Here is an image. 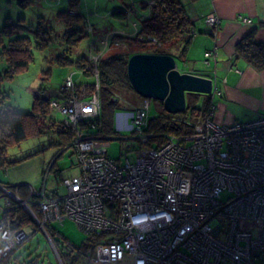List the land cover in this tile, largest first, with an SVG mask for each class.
Returning <instances> with one entry per match:
<instances>
[{
    "label": "built area",
    "instance_id": "2783aa9c",
    "mask_svg": "<svg viewBox=\"0 0 264 264\" xmlns=\"http://www.w3.org/2000/svg\"><path fill=\"white\" fill-rule=\"evenodd\" d=\"M206 22L217 34L219 17L209 14ZM117 34L100 41L88 62L96 78L90 94L77 95L70 75L62 87L63 99H51V107L59 108L65 124L76 130L73 144L80 172L62 179L67 193L48 196L47 184L27 185L24 199L4 185L0 264H16L11 255L28 236L31 226L15 227L16 217L6 215L19 208L44 231L53 221L74 220L93 238L85 252L91 264H264V115L220 124L211 102L207 115L191 124V134L163 135L161 143L142 149L134 162L114 159L108 152L111 139L88 134L81 123L101 116L98 66L109 48L127 47L115 40ZM213 55L206 53L207 58ZM150 109V101L143 100L138 107L117 110L115 130L129 129L147 142ZM242 222L259 234L242 229Z\"/></svg>",
    "mask_w": 264,
    "mask_h": 264
},
{
    "label": "trees",
    "instance_id": "16d2710c",
    "mask_svg": "<svg viewBox=\"0 0 264 264\" xmlns=\"http://www.w3.org/2000/svg\"><path fill=\"white\" fill-rule=\"evenodd\" d=\"M151 1V4L147 1L142 2L141 5L149 8L150 13L148 16L141 18L138 23V29L135 30L136 32L133 35L117 34L115 36L116 41L124 42L127 47H123V50L118 53L104 56L100 61L98 70L102 104L101 116L92 119L87 118L85 122L81 123V126L86 129L88 134L94 135L96 133L100 138L104 139L119 136V133L114 128L113 117L117 109L123 108L121 104L124 98H128L125 92H134L128 77V61L132 55L143 53L145 50H150L148 53L173 55V50H176L177 55L179 54L181 59L186 56L193 38V24L185 6L181 0ZM33 2L34 0H19L18 4L22 8H27ZM80 2L81 0H69V9L58 13L59 21L66 28L62 38L66 49L63 53L57 55L56 61L63 66L76 67L82 70L84 75L95 77L94 70L90 67L86 58L87 53L91 50L94 52L98 51L99 44L95 43V40L91 41L94 43L89 45L86 54L82 57L74 60L70 56L72 50H77L82 40L89 37L85 21L87 15L77 14ZM129 5L127 10L115 11L113 17L117 20L125 21L128 17L127 12L132 7V5ZM132 12L130 13L132 14ZM42 22L40 21L38 30L36 28L34 38L19 33V25L12 23H7L0 29V61H4L7 64V68L0 73V106L2 105L0 107V166L9 167L8 165L13 163L7 157L9 148L20 144L30 136L53 133L57 135V140L52 146L57 147L59 150L58 155L51 164L52 167H50L51 172L55 175L58 172L56 168L57 158L63 155L68 148L74 149L73 143L76 138V130L66 125L64 121H56L57 119L51 112V101H43L34 96L32 111L21 113L10 106H4V101L9 96L1 91L4 82L12 81L15 76L28 70L31 62L34 61V48L43 50L50 46L52 41L50 30L47 27L43 29L46 23ZM150 38H155L157 43L151 42ZM137 46L144 50L130 52V49ZM237 55L244 56L259 69L264 68V46L257 44L252 35L238 44ZM75 89L77 95L85 97L94 89V85L76 86ZM38 90L44 91L46 89L40 87ZM61 93L64 96L65 92L62 89ZM199 95L198 93H187V109L179 114H170L162 107L158 115L150 118L149 127L147 128L148 132L153 131L158 135L191 134L193 132L191 124L204 118L211 105L212 97L207 95L204 107H199L196 104ZM116 98L118 102H115ZM121 99L123 100L120 101ZM131 100L129 103L134 104L133 99ZM162 141V137L151 139L149 145L157 146ZM56 176L57 174L55 178H57ZM6 185L11 190L18 191L24 197L29 195V189L24 184ZM33 210L40 216L37 205H34ZM10 215L16 217L15 227L21 228L36 225L33 218L22 208ZM50 235L65 264H74L85 253V250H89L92 247V237L86 239L80 246H76L69 240L58 239L52 233ZM68 243L74 245L75 249L71 250L67 245ZM13 255H11L12 259H14ZM14 261L16 264H37L36 259L21 262L19 257H17Z\"/></svg>",
    "mask_w": 264,
    "mask_h": 264
},
{
    "label": "rangeland",
    "instance_id": "374dc122",
    "mask_svg": "<svg viewBox=\"0 0 264 264\" xmlns=\"http://www.w3.org/2000/svg\"><path fill=\"white\" fill-rule=\"evenodd\" d=\"M138 1V0H135ZM131 0H124L121 3L118 0H81L79 11L80 13L87 15L88 19L95 26H109L113 25L115 30L120 25H124L125 22H121L114 17L106 16L105 5L110 4L111 7H120L121 9H127ZM69 9V0H34V2L27 8H22L17 0H0V29L7 23L19 25V33H22L30 38H34L36 35V28L38 30L40 21L46 23L43 29L47 27L50 30L52 41L50 46L41 49H33L34 61L31 62L30 67L26 72L15 76L12 81H6L1 87V91L4 92L8 98L4 101V106H10L17 112L28 113L32 111L35 91L40 87L45 89H61L64 85L65 79L73 75V81L77 86H89L96 83V78L92 75L82 74V70L76 67L63 66L57 63L56 57L58 54L65 51L63 43V35L66 32L65 26L58 19V13L63 10ZM115 11V10H114ZM84 12V13H83ZM104 14V16H103ZM92 19V20H91ZM86 21V20H85ZM88 22V21H87ZM130 31H134L132 23L129 21ZM42 30V29H41ZM92 37L84 38L79 45V48L73 49L70 56L72 59H78L86 54V50L91 44ZM98 41V40H97ZM100 45V42H98ZM114 45L109 50L108 54H115L123 50V47ZM144 50L140 46L133 47L130 52H137ZM150 50H145L148 53ZM143 52V53H144ZM173 55L176 59L178 69L182 73L190 71V64L196 63L197 60L190 57L184 62L180 55H177V51L173 50ZM189 63V64H188ZM199 63V62H198ZM189 66V67H188ZM201 70L204 74L213 75L206 69ZM7 68V64L4 61H0V73ZM128 98L121 99L123 108L129 109L128 102L133 99V102L140 104L143 100H138L133 91L125 92ZM207 99L206 94H200L196 104L203 108ZM51 101V100H50ZM132 101V100H131ZM125 106V107H124ZM140 106V105H139ZM2 107V105L0 106ZM138 107V106H136ZM150 109V115H155L161 112V105L159 102L152 100ZM51 112L56 121H64L63 113L57 107H51ZM111 139V145L108 149L109 155L114 159H121L126 163V159L129 158L134 162L139 152L146 148L145 144H142L135 138L133 131L122 128L118 137ZM57 140L56 134H40L28 137L20 144L14 145L8 149V159L13 163L9 164V167L0 166V206H6V197L2 196L7 188L3 184L9 185H30L34 188H40L44 181H47V195L51 196L55 191L60 195L67 193L66 186L62 183V179L78 175L80 167L77 163L76 154L73 153V148H68L64 151V154L57 158V178L49 170L51 164L59 153L57 147L52 146ZM129 151V152H127ZM5 187V188H4ZM6 193V192H5ZM4 193V195H5ZM22 195V194H20ZM24 196V195H22ZM225 198V195H224ZM14 211H9L13 213ZM35 222V221H34ZM36 223V222H35ZM33 225V224H32ZM33 225L28 228V236L19 244L18 250L14 252V259L19 257V260H37V264H65L62 260L60 251L56 247L55 243H52V238L42 230L40 226ZM241 228L244 230L256 232L255 228L249 222H242ZM51 233L58 239L69 240L76 246H80L86 239H90L81 227L71 219H67L64 223L57 221L51 222ZM86 252V251H85ZM74 264H91L88 256L83 253Z\"/></svg>",
    "mask_w": 264,
    "mask_h": 264
},
{
    "label": "crops",
    "instance_id": "0c3cea01",
    "mask_svg": "<svg viewBox=\"0 0 264 264\" xmlns=\"http://www.w3.org/2000/svg\"><path fill=\"white\" fill-rule=\"evenodd\" d=\"M118 1L124 3V0ZM145 1L150 2L151 0H131L129 6L132 5V7L127 12L128 17L124 19V25L116 28L118 30H115L113 25L112 27L95 26L87 16L85 20L88 19V24L92 27V33H88L89 38L92 37V40L98 43L107 37L110 38V34L133 35L138 29L141 18L150 13L149 8L141 5ZM181 2L193 24V38L182 60L185 62L188 57L197 60L196 63L190 64L191 68L187 73L211 78L201 70V62L202 68L213 71L210 73L213 75L212 79L217 92L214 96L211 95V102L216 105L215 120L220 124H233L237 121H249L263 116L264 68L259 69L244 56H238L237 46L251 35L257 44L264 46V0H181ZM116 8L106 4L104 14L109 15L104 16L103 14V16L113 17L115 11L123 10L118 6ZM88 13L87 15L90 14ZM209 14H215L220 19L217 34L212 32V28L206 22ZM244 18L251 19V23L244 22ZM129 21L134 27L132 32L129 30ZM93 43L91 42L90 45ZM112 48H109L107 53ZM208 51L214 53L210 58L206 57ZM140 102L138 104L133 102L135 105L128 102V106H139ZM155 115L150 116L152 118Z\"/></svg>",
    "mask_w": 264,
    "mask_h": 264
},
{
    "label": "water",
    "instance_id": "95a60500",
    "mask_svg": "<svg viewBox=\"0 0 264 264\" xmlns=\"http://www.w3.org/2000/svg\"><path fill=\"white\" fill-rule=\"evenodd\" d=\"M19 1V0H17ZM128 76L133 88L145 98L162 101L168 112L179 114L187 109V93L212 95L216 90L209 77L182 73L171 54L137 53L128 62ZM43 101L63 99L61 90L35 91Z\"/></svg>",
    "mask_w": 264,
    "mask_h": 264
},
{
    "label": "bare ground",
    "instance_id": "6f19581e",
    "mask_svg": "<svg viewBox=\"0 0 264 264\" xmlns=\"http://www.w3.org/2000/svg\"><path fill=\"white\" fill-rule=\"evenodd\" d=\"M93 55H95V53L91 50L90 52H88L87 53V55H86V58H87V60L91 63V59H92V56ZM129 62V61H128ZM129 77V76H128ZM130 80V79H129ZM100 81V80H99ZM130 84H131V82H130ZM131 86H132V84H131ZM132 88H133V86H132ZM133 90H134V93L136 94V95H134L136 98H138V100H148V101H150V105H151V103H152V100H154V101H157V102H159L160 103V105H161V107H163L165 110H166V108H165V106H164V103L162 102V101H159V100H155V99H150V98H145V97H143V96H141L140 94H138L137 92H136V90L133 88ZM167 111V110H166ZM168 112V111H167ZM216 112V111H215ZM168 113H170V112H168ZM171 114V113H170ZM158 115V114H157ZM119 126V125H118ZM120 127V126H119ZM115 128V127H114ZM148 134H149V139H148V141L147 142H141L140 140V142L142 143V144H145L146 145V147L147 146H149V141L151 140V139H155V138H161V137H163V135H158L157 133H155V132H153V131H149L148 132ZM107 139H109V138H107ZM127 152H129V151H127ZM54 162V161H53ZM52 167V166H51ZM50 171L51 170H49V173H50ZM45 184H47V181L45 180L44 181V183H43V185H45ZM25 186H27V185H25ZM27 188L29 189L30 188V186H27ZM30 191V190H29ZM32 197H34V196H32ZM23 198L25 199L26 197H24L23 196ZM25 210V209H24ZM26 211V210H25ZM28 213V212H27ZM29 214V213H28ZM30 216H31V214H29ZM32 217V216H31ZM33 218V217H32ZM34 220V219H33ZM36 222V221H35ZM37 224V223H36ZM45 231H46V233L50 236V238H52L51 237V235H50V233H51V227H46L45 228ZM259 233H258V231H256V235H258ZM54 241H52V243H53ZM86 252H88V250H85Z\"/></svg>",
    "mask_w": 264,
    "mask_h": 264
},
{
    "label": "flooded vegetation",
    "instance_id": "af4514ba",
    "mask_svg": "<svg viewBox=\"0 0 264 264\" xmlns=\"http://www.w3.org/2000/svg\"><path fill=\"white\" fill-rule=\"evenodd\" d=\"M42 88V87H41ZM47 90V89H46ZM46 90L42 91V92H45Z\"/></svg>",
    "mask_w": 264,
    "mask_h": 264
}]
</instances>
